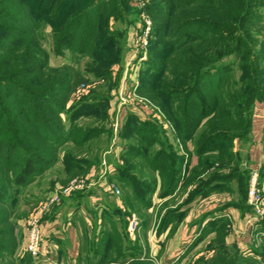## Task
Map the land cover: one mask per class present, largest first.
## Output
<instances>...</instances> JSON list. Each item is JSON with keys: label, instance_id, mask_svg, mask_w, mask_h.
<instances>
[{"label": "rangeland", "instance_id": "rangeland-1", "mask_svg": "<svg viewBox=\"0 0 264 264\" xmlns=\"http://www.w3.org/2000/svg\"><path fill=\"white\" fill-rule=\"evenodd\" d=\"M230 1L237 0L219 3ZM245 1L261 7H213L206 0L189 5H180V0H101L99 11L86 17L90 20L86 26L92 17L99 23L94 41L84 40L86 27L81 23L70 35L56 36L67 38L62 45L50 26L44 30L42 45L51 72L56 77L61 72L66 75L65 94H54L65 107L64 134L59 147L49 148V158L55 161L17 186V191L7 192L11 205L4 207L17 244L7 261L21 264L31 258L25 249L27 220L39 204L70 181L86 179L92 183L90 191L100 193L99 199L92 203L86 197L76 201L61 197L42 220L48 245L59 244L53 249L56 260L32 257L33 264H80L75 248L78 253L86 244L89 251L87 243L96 239L94 233L110 228L122 238L119 252L116 246L104 244L96 258L90 255L83 264L102 260L105 254L107 261L140 255L154 264H264V218L240 242L225 214L229 223L217 231L206 230L217 209L244 206L257 213L249 202L253 180L259 208L264 209V0L237 3L242 6ZM151 4L160 7L151 12ZM248 9L252 14L241 22ZM226 20L227 28L222 22ZM181 24L207 35L203 47L217 42L220 47L223 41L229 50L237 42L245 44L241 51L234 46V52L223 58L226 67L207 74L196 95L194 89L182 92L184 88L177 87L179 74L188 76V85L194 74V68L179 62L186 56L199 61L214 58L211 50L182 56L188 46L180 51L172 48L169 42L179 41L176 33ZM213 96L219 97L218 108L191 135L181 108L194 99H207L209 104ZM256 141L262 147V161L252 166L247 151ZM67 160L85 166L68 172ZM124 167L139 183V196L114 178ZM176 171L177 182L172 184L168 175ZM204 184L207 192L194 195ZM212 185L217 187L211 190ZM169 186L176 188L163 194ZM76 207L85 210L86 218L68 213ZM133 220L137 225L131 232ZM9 227L0 224V243H8ZM67 248H72L71 254Z\"/></svg>", "mask_w": 264, "mask_h": 264}, {"label": "trees", "instance_id": "trees-1", "mask_svg": "<svg viewBox=\"0 0 264 264\" xmlns=\"http://www.w3.org/2000/svg\"><path fill=\"white\" fill-rule=\"evenodd\" d=\"M100 1L0 0V224L6 222L10 226L9 230H7L10 236V239L7 241L8 243H0V264H14L7 261L6 257L11 259L17 247L13 238L14 225L9 223L10 215L6 213V208L4 207L5 204L11 205V201H7L9 197L7 192L17 191V186H20L31 177L39 175L44 169H47L46 166L55 161V159L49 158V148L55 149V147H59L60 142L58 140L60 134H64L61 116L65 107L62 106L61 100L55 99L54 94H65L63 86L66 81V75L61 72L56 77L51 72L49 55L42 45L43 32L50 26L55 39L62 45L64 42L66 43L67 38H56V36L62 33L70 35L74 26L81 23V25H85L84 28L86 27L84 40L89 42L93 39L94 41L100 33L99 23L92 17L91 24L87 26L86 24L90 22L88 20L90 19V14L99 11L98 4ZM206 1L213 7H261L260 4H254L252 1H245V3H242V6H240V3H237L240 0H237L236 3L230 1L227 4H220L219 2L222 0ZM193 2L194 0H180V5H189ZM149 7H153L151 12H154L155 8L160 6L158 4H151ZM156 13L159 12L156 11ZM251 14L252 11L249 9L245 14H241V22H243L247 15ZM222 22L223 26L227 28L228 26L226 25L229 24L228 20ZM213 29L215 28L213 27ZM190 30L191 28L188 25L181 24L177 28L176 33L179 41H170L169 43L172 45V48L176 47L177 50L188 46L187 52L182 54V56L187 54L193 55L194 50L198 51V53L211 50L210 52L213 54L211 57L214 59L203 58L202 60L200 58L201 60L199 61V58L195 57L187 60L186 56L184 58L186 61L179 62L184 67L194 68V74L192 75V85L186 84L188 76L179 74L178 76L181 75V77L177 87L181 86L184 88L182 92H190L194 89V95H196V91H198L199 86L204 82L207 74L212 70H219L223 66L226 67L223 58L234 52V46L235 49L241 51L245 44L237 42L233 46V49L228 50L224 49L226 43L219 40L223 43L220 47H218V42L213 43L210 48L207 45L203 47L201 43H208L209 41L207 35H204L199 29L194 32ZM235 33L237 32L235 31ZM217 34L223 35L224 33L219 32ZM221 52L224 53L221 54ZM206 100L201 102L194 99V102L184 104L181 108L184 126L186 131L191 135L198 131L203 122L211 117L219 106V97L217 96L211 99L213 101L209 104ZM70 161L72 162L71 165H69ZM70 161L67 160L66 168L68 172L83 168V165L85 166L84 163L81 165L73 160ZM177 176L178 171L169 173L168 177L170 181L173 180L172 184L177 182ZM114 178L125 188L133 187L135 195H140L138 193L140 185L134 180L132 174L128 173L127 168H119ZM215 181L221 183L224 180L217 179ZM206 186L204 184L198 187L194 191V195L207 192ZM210 187H212L210 188L212 190L217 185ZM175 188L176 186H169L164 190L163 194H170ZM85 197L86 192L79 191L68 197H64V199L71 200L76 198V201L77 198L82 199ZM139 199L141 200V198ZM239 207L244 209V206ZM79 208L76 207L75 209L79 210ZM102 214H104L102 219L104 218L105 220L107 216L106 211ZM108 216L110 217V215ZM206 218L203 216L202 220L204 221ZM102 219L100 220L103 221ZM207 223L208 227L206 230L217 231L224 224L229 223V220L226 218L211 219ZM97 234L94 233L96 238L95 240L93 239L94 241L87 243L91 245L89 251L86 250V244L79 249L76 260L80 264L89 260L87 258H90V255L96 258V254L103 248L104 244L116 246L119 252L120 240L122 238H119V234L114 229L110 228V232L104 231ZM97 236L101 237V239L98 240ZM28 255L32 258L30 254ZM103 256L102 260H98L97 262L91 261L89 264H154L149 257L141 258L140 255H135L130 259L121 261L118 260L119 257L107 261V255ZM31 258L25 259L21 264H33ZM93 258L92 260H94Z\"/></svg>", "mask_w": 264, "mask_h": 264}, {"label": "built area", "instance_id": "built-area-1", "mask_svg": "<svg viewBox=\"0 0 264 264\" xmlns=\"http://www.w3.org/2000/svg\"><path fill=\"white\" fill-rule=\"evenodd\" d=\"M91 185L92 183L87 182L86 179H74L70 181L66 187L52 191L50 197L46 201L39 204V207L33 211L27 220V237L25 249L28 254H30L34 259L43 261L54 262L56 260V258H54L55 253H53V249H56V245H48L44 238L42 223L43 217L51 211V208L60 201L61 197H68L79 191H90ZM249 194V202L253 203L256 208L255 211L257 213H255V215L258 217V220H262L264 218V209L259 208V202L261 203V201L257 196L254 180L252 182ZM136 225V221H131L129 224V230L132 232Z\"/></svg>", "mask_w": 264, "mask_h": 264}, {"label": "crops", "instance_id": "crops-1", "mask_svg": "<svg viewBox=\"0 0 264 264\" xmlns=\"http://www.w3.org/2000/svg\"><path fill=\"white\" fill-rule=\"evenodd\" d=\"M247 153H249V157L251 158V164L252 166L255 165H260L261 161H262V147L260 145V142H255L254 145H252V147L247 151ZM91 191H86V198L88 199V201L90 202H94L96 200L99 199V192H96V190ZM95 196V197H93ZM95 198V200H94ZM207 199V198H206ZM79 211V212H78ZM76 211V209L74 208L72 210V208H70V210H68V213H79L84 216V218H86L85 215V210L80 207V210ZM248 210H244L241 207L238 206H233V207H228V208H221V209H217L216 213H214L211 218L212 219H219V218H226L225 216H223L224 214L228 216V218L231 220V223L233 224V235L236 237L235 239L240 242V240H242V238H244L249 230L250 227H252L253 225L256 226V222H258V217L255 215V213H249L247 212ZM215 212V211H214ZM227 219V218H226ZM87 220V219H86ZM256 223V224H255ZM55 235V233H54ZM70 242L72 243V240L70 239ZM56 247L59 246V244L57 245V243L55 244ZM72 248H67V252L69 254L72 253L71 251ZM78 248H75L76 250V254H77V250ZM73 255V254H72Z\"/></svg>", "mask_w": 264, "mask_h": 264}]
</instances>
